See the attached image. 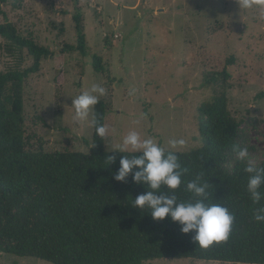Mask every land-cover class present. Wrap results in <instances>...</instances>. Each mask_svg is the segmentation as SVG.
Returning a JSON list of instances; mask_svg holds the SVG:
<instances>
[{
    "label": "rangeland",
    "instance_id": "1",
    "mask_svg": "<svg viewBox=\"0 0 264 264\" xmlns=\"http://www.w3.org/2000/svg\"><path fill=\"white\" fill-rule=\"evenodd\" d=\"M15 0L1 4L0 24L11 21L19 33L48 46L40 70L24 85L28 147L45 151H89L94 109L75 121L74 97L94 84L105 88L100 100L110 102L105 124L107 151L137 131L168 148L171 139L200 145V105L210 100L204 76L228 66V108L240 122L246 143L254 147L245 159L264 161V0ZM84 17L87 55L62 52L77 44L74 15ZM0 34V72L26 68L33 58L26 49L9 50ZM103 59L104 72L93 66ZM234 57L235 62L227 64ZM130 90L134 94L130 95ZM0 264H53L39 258L0 252ZM144 264H244L197 259H159Z\"/></svg>",
    "mask_w": 264,
    "mask_h": 264
},
{
    "label": "trees",
    "instance_id": "2",
    "mask_svg": "<svg viewBox=\"0 0 264 264\" xmlns=\"http://www.w3.org/2000/svg\"><path fill=\"white\" fill-rule=\"evenodd\" d=\"M4 2L0 0L1 12ZM14 4L21 6L22 0ZM74 20L77 44L65 45L62 52L87 55L83 13L77 11ZM0 34L9 41V50L26 49L33 58L29 67L0 72V252L53 264H144L183 258L264 264V222L254 220L264 199L259 204L251 199L244 171L248 162L237 159L233 145L248 152L255 149L247 145L240 122L228 108V66L203 78L202 85L211 87L213 95L199 107L200 145L175 151L188 169L175 192L178 199H194L185 191L186 182L200 176L209 183L206 203H221L235 215L226 242L201 248L193 240L194 232L183 233L170 217L154 220L147 210L132 206L149 189L135 183L132 174L123 182L115 179L120 160L132 153L107 151L105 137L96 134L95 126L88 152L28 147L25 81L54 51L22 36L9 20L0 24ZM234 62L231 57L227 64ZM93 66L97 72L105 71L100 55H93ZM257 97L264 98V91ZM109 109L110 102L100 100L94 118L105 124ZM109 157H115L112 163ZM254 166L264 168V161ZM260 190L264 192V186Z\"/></svg>",
    "mask_w": 264,
    "mask_h": 264
},
{
    "label": "clouds",
    "instance_id": "3",
    "mask_svg": "<svg viewBox=\"0 0 264 264\" xmlns=\"http://www.w3.org/2000/svg\"><path fill=\"white\" fill-rule=\"evenodd\" d=\"M251 6L250 0H244L243 7ZM105 93L104 87L94 84L89 90L74 97L73 119L87 120ZM129 94H134V90H130ZM92 124L99 137L107 136L109 128L106 124H100L95 118ZM184 144L183 139H171L166 149L155 139L142 138L139 132L130 131L117 149L121 153L132 154L124 155L120 160L121 167L115 179L123 182L132 174L135 183L144 184L149 189L146 194H141L133 200V207L147 210L154 220L170 217L173 222L180 224L183 233L194 232L193 240L201 248H208L230 238L235 215L221 203H206L209 201V183L203 181L200 176L196 180L186 182L185 191L193 195V200L181 201L175 195L184 182L182 178L188 169L182 166L179 156L173 150ZM233 152L241 161L249 156L248 149L238 144L233 145ZM114 159L115 157H109L107 161L112 163ZM244 171L248 174L247 190L251 199L259 204L264 199V192L260 190L264 186V168H257L248 163ZM165 188L167 192L163 191ZM254 220L257 223L264 222V207L255 211Z\"/></svg>",
    "mask_w": 264,
    "mask_h": 264
}]
</instances>
